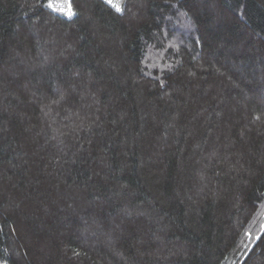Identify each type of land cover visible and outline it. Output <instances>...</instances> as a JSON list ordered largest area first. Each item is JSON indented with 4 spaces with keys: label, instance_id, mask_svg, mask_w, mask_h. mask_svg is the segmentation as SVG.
Masks as SVG:
<instances>
[{
    "label": "trees",
    "instance_id": "16d2710c",
    "mask_svg": "<svg viewBox=\"0 0 264 264\" xmlns=\"http://www.w3.org/2000/svg\"><path fill=\"white\" fill-rule=\"evenodd\" d=\"M0 0V264H264V0Z\"/></svg>",
    "mask_w": 264,
    "mask_h": 264
},
{
    "label": "snow or ice",
    "instance_id": "6c2138e0",
    "mask_svg": "<svg viewBox=\"0 0 264 264\" xmlns=\"http://www.w3.org/2000/svg\"><path fill=\"white\" fill-rule=\"evenodd\" d=\"M106 2L116 11H122L125 7L120 0H106ZM47 7L53 9L54 11L60 12L69 17L75 15L70 0H48Z\"/></svg>",
    "mask_w": 264,
    "mask_h": 264
}]
</instances>
